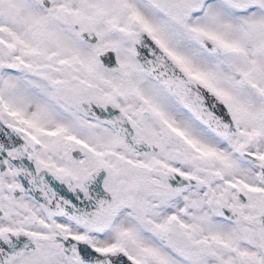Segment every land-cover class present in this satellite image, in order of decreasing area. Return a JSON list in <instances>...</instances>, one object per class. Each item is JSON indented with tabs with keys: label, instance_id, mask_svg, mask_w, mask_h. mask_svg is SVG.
<instances>
[{
	"label": "snow or ice",
	"instance_id": "obj_1",
	"mask_svg": "<svg viewBox=\"0 0 264 264\" xmlns=\"http://www.w3.org/2000/svg\"><path fill=\"white\" fill-rule=\"evenodd\" d=\"M0 264H264V0H0Z\"/></svg>",
	"mask_w": 264,
	"mask_h": 264
}]
</instances>
